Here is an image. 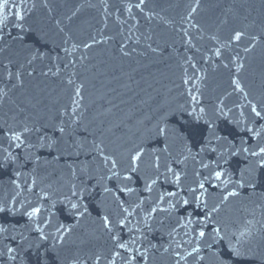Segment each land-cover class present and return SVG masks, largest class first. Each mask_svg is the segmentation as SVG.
I'll return each instance as SVG.
<instances>
[{
  "label": "water",
  "instance_id": "water-1",
  "mask_svg": "<svg viewBox=\"0 0 264 264\" xmlns=\"http://www.w3.org/2000/svg\"><path fill=\"white\" fill-rule=\"evenodd\" d=\"M261 148L264 0H0V264H264Z\"/></svg>",
  "mask_w": 264,
  "mask_h": 264
},
{
  "label": "snow or ice",
  "instance_id": "snow-or-ice-1",
  "mask_svg": "<svg viewBox=\"0 0 264 264\" xmlns=\"http://www.w3.org/2000/svg\"><path fill=\"white\" fill-rule=\"evenodd\" d=\"M239 38H240V36H239V34H237L236 39H239ZM201 111H203V110H201ZM252 111L255 112L257 116L260 115V113L256 110L255 107L252 108ZM161 131H163V130H161ZM16 139H19V137H16ZM245 150H246V149H245ZM260 152H261V153H264V148H261V149H260ZM253 155H256V153H253ZM138 158H139V156L134 157V159H138ZM221 175H222V173L219 172V171H217V172L215 173V177H216V179H217V180H220ZM177 180H179V177H178V176H177ZM200 188H204V185H203L202 183L200 184ZM232 194H234V193H232ZM170 195H175V193H170ZM197 199H199V197H197ZM184 203L187 204L188 201L185 200ZM75 207H76V205H73V208H75ZM213 210H215V209H213ZM39 211H40V210H39L38 208H37V209H34V213H38ZM30 215H31V214H30ZM105 220L107 221V218H105ZM216 231L219 232L220 230H219V229H216ZM199 236H200V237H205V232H204V231H200V232H199ZM120 246H121V247H124L123 244H121ZM10 251H11V249H10ZM195 251H198V249H195ZM233 251L236 252V255H237V256H239V252H237L236 250H233Z\"/></svg>",
  "mask_w": 264,
  "mask_h": 264
}]
</instances>
